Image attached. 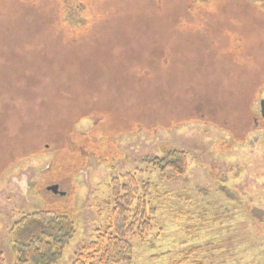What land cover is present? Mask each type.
I'll use <instances>...</instances> for the list:
<instances>
[{"label":"rangeland","instance_id":"1","mask_svg":"<svg viewBox=\"0 0 264 264\" xmlns=\"http://www.w3.org/2000/svg\"><path fill=\"white\" fill-rule=\"evenodd\" d=\"M61 1L0 0L5 264L39 212L74 264L127 174L156 210L130 264H264V0ZM171 150L182 176L154 167Z\"/></svg>","mask_w":264,"mask_h":264},{"label":"trees","instance_id":"2","mask_svg":"<svg viewBox=\"0 0 264 264\" xmlns=\"http://www.w3.org/2000/svg\"><path fill=\"white\" fill-rule=\"evenodd\" d=\"M70 2L69 0L60 2L64 9L63 13L69 12ZM50 13L54 19L57 11L53 10ZM181 19L187 24L192 23L188 22L186 14ZM153 163L157 169L170 170L182 176L187 171L188 156L183 151L171 150L163 158L155 159ZM110 187L112 200L106 204L110 207L107 228L96 231L94 239L83 246L77 254L74 264H130L133 257L130 238L143 236L153 230L156 210L141 193V186L136 177L127 174L113 179ZM142 187L148 188L149 185L144 184ZM26 220L30 224H36L37 230L39 228L41 230L25 240L15 242L13 245V251L17 256L15 264H58L65 248L75 235L73 226H62L61 219L53 218L52 214L46 212L30 214ZM0 264H5L1 252Z\"/></svg>","mask_w":264,"mask_h":264},{"label":"water","instance_id":"3","mask_svg":"<svg viewBox=\"0 0 264 264\" xmlns=\"http://www.w3.org/2000/svg\"><path fill=\"white\" fill-rule=\"evenodd\" d=\"M261 115L264 118V100L261 101ZM54 189H57V187L50 188V190H52L53 192H56Z\"/></svg>","mask_w":264,"mask_h":264},{"label":"flooded vegetation","instance_id":"4","mask_svg":"<svg viewBox=\"0 0 264 264\" xmlns=\"http://www.w3.org/2000/svg\"><path fill=\"white\" fill-rule=\"evenodd\" d=\"M54 187H57V186H54ZM54 187H53V188H54ZM54 190H55L56 192H58V189H54Z\"/></svg>","mask_w":264,"mask_h":264}]
</instances>
